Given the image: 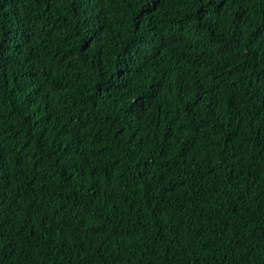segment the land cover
<instances>
[{"label": "trees", "instance_id": "obj_1", "mask_svg": "<svg viewBox=\"0 0 264 264\" xmlns=\"http://www.w3.org/2000/svg\"><path fill=\"white\" fill-rule=\"evenodd\" d=\"M0 264H264V0H0Z\"/></svg>", "mask_w": 264, "mask_h": 264}]
</instances>
